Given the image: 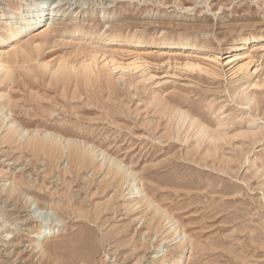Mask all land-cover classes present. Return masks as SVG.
I'll list each match as a JSON object with an SVG mask.
<instances>
[{
	"label": "rangeland",
	"instance_id": "1",
	"mask_svg": "<svg viewBox=\"0 0 264 264\" xmlns=\"http://www.w3.org/2000/svg\"><path fill=\"white\" fill-rule=\"evenodd\" d=\"M59 2L40 1L49 20L22 36L40 16L5 23L31 0H0V51L15 53L0 57L12 71L0 107L24 130L121 162L169 219L147 229L153 210L124 209V180L107 181L100 158L77 165L19 132L7 142L0 123V264H160L164 252L174 264L180 250L179 264H264V0ZM233 58L245 74L232 75ZM59 65H92L98 81L58 78ZM198 127L215 142L198 143ZM37 221L54 232L40 246Z\"/></svg>",
	"mask_w": 264,
	"mask_h": 264
},
{
	"label": "bare ground",
	"instance_id": "2",
	"mask_svg": "<svg viewBox=\"0 0 264 264\" xmlns=\"http://www.w3.org/2000/svg\"><path fill=\"white\" fill-rule=\"evenodd\" d=\"M40 1H50V0H40ZM40 1L39 0L38 1L31 0V4L28 5L27 7H25V9L22 12L16 13L15 16L12 18V21H10L9 23H5L7 28H8V31L13 30V24H16V23L22 24V22H24L26 20L27 15L30 14L33 21L35 20V17L40 16L39 19L37 20V24L40 25L39 29L37 31H34L35 29L31 30L30 28L32 26L30 24V25H27L26 28L24 30L20 31V33H18V34H22V36H25L26 35L25 32H28V35L31 33H34V32H39L46 25L47 21L49 20L47 18L48 7L44 11V7L41 8L39 6V4L41 5V3H39ZM59 1H62V0H58V4L62 3ZM56 3H55V5H56ZM53 4H54V2H53ZM62 6L60 5L59 9H57V10L55 9V10L51 11L49 25L53 23L54 18H56V15L59 14ZM78 9H79V7H78ZM25 12H26V14H25ZM0 16H1V19L3 20V19H5L6 15H4L3 13H0ZM44 16H45V20L42 22V19ZM14 21H16V22L14 23ZM255 41H256V38L253 37L252 42H255ZM2 42H5V41L3 40ZM248 44H249V42L244 44L243 47L241 48V50H244L246 45H248ZM4 54L7 55V53L0 51V57L2 55L4 56ZM13 55H15V53L12 52V53L8 54L7 56L13 57ZM237 60H238V58H233V60H230L227 63V64H233V67L231 69L232 75H237L240 72L245 74L246 70L249 69L250 64L248 62L247 63L246 62L245 63H238ZM208 72L211 74H216L213 71H208ZM0 75H2L4 78L5 77L6 78L12 77L11 68L9 66H7L6 64L5 65L1 64V61H0ZM53 75L58 77V78H60L61 76H64V75L65 76H73V77L77 78L79 75L81 77H84L88 83H91L93 81H98L99 73H97L95 71L94 66H92V65L91 66L84 65V66H79V67H76L74 65L73 66L59 65L57 68V71L54 72ZM244 100H245V98H241V101H244ZM173 111H175V108L173 109ZM176 115L179 117V120L180 119L186 120V118H187V115L182 113L179 110H176ZM12 120L9 118L7 111L3 107H0V123L5 125V127H6V130H5L6 133L3 136L5 141H7V142L11 141L13 134L19 132L20 134L23 133V134L30 135V137H28L29 139H28L27 145H28V147H30L34 150H37V151L45 150L48 153H53V152H56V150H58L59 147L66 148L67 149V153H66L67 160L74 163V164H77V165H81V166L93 165L94 160L96 158L97 159L100 158L99 160L101 161V164L99 166H97L96 169H99L102 171L103 166L105 165L106 169H105V176L104 177H107V181H109V182L114 181L115 178H117V176H120L121 180H124V187L125 188L123 191L127 190L126 195H128V199L130 200V203H135L133 206H131L130 203H128L126 206H124V209L129 208L128 210H129V212H131L132 208H134L136 203L137 204L146 203L147 207L149 206V208L151 210H153L149 214L150 215L149 219L147 221H143V224L146 225L147 229L154 228L156 223L162 218L169 219L168 214L165 211H163L162 209H160L156 204H154L152 199H150L149 196H147L141 190V188L138 186L136 175L133 172H131L128 168L124 167L121 162L108 157L107 154H104V152H102L101 150L96 149L91 145H88L87 142L84 143L85 141H78L75 139L62 137L60 135L47 133L45 131L41 132L38 130H35V131L24 130L22 127L17 126L15 121H12ZM206 135H207V133H206V130L204 127H198L196 129V136H197L198 143L200 140H202V142L205 141ZM207 136H209L207 138L210 140L211 143L215 142L216 137L214 135L210 134ZM22 184H23V181L19 180L17 182V184L11 185L13 187L11 190H8L7 195L12 196V195H15V193H20ZM121 186H122V184H120V188H118V190H116V191H118L119 195H120L119 189H121ZM41 218L43 219V217H41ZM134 220H138L137 222H139V221L141 222V218L134 219ZM37 222H38V226L36 227L37 230L35 233V239H36L37 243L35 244V246H37V245L40 246V244L45 242L49 236L53 235L54 232H53V228L51 227V224L47 225V223H44L42 221H37ZM173 225L174 224L172 223V226ZM172 226H170V227L172 228ZM175 229H176V227H175ZM180 233H181L180 236H182L181 240H180V245H182V244L184 245L187 237L182 231ZM178 248L180 249V247H178ZM92 249L93 248L90 249L91 253L93 251ZM87 252H88V250L85 253H87ZM90 252H88V253H90ZM183 255H184V253L182 252V250H180L179 254L177 255V260H176V262H174V264H179V262H181L183 260ZM159 261H160V264H165V263L167 264L168 259H167V254L165 252L162 253V256H161Z\"/></svg>",
	"mask_w": 264,
	"mask_h": 264
}]
</instances>
